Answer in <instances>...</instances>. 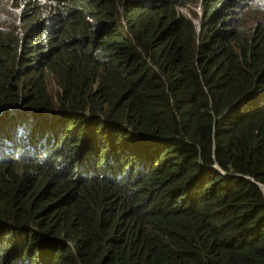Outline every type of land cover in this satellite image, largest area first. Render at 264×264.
<instances>
[{
    "label": "trees",
    "instance_id": "obj_1",
    "mask_svg": "<svg viewBox=\"0 0 264 264\" xmlns=\"http://www.w3.org/2000/svg\"><path fill=\"white\" fill-rule=\"evenodd\" d=\"M0 264H264V0H0Z\"/></svg>",
    "mask_w": 264,
    "mask_h": 264
},
{
    "label": "clouds",
    "instance_id": "obj_2",
    "mask_svg": "<svg viewBox=\"0 0 264 264\" xmlns=\"http://www.w3.org/2000/svg\"><path fill=\"white\" fill-rule=\"evenodd\" d=\"M198 4V7H199V9H197L198 11H196V13H197V15H198V17H200L201 16V8H200V4L199 3H197ZM189 6H191V5H188V7H181V8H178V10H179V12H181L180 11V9H183V8H189ZM189 10V9H188ZM182 13V12H181ZM184 14V13H183ZM190 17V16H189ZM194 20V23L197 25V30H199V19L198 18H194L193 19Z\"/></svg>",
    "mask_w": 264,
    "mask_h": 264
},
{
    "label": "rangeland",
    "instance_id": "obj_3",
    "mask_svg": "<svg viewBox=\"0 0 264 264\" xmlns=\"http://www.w3.org/2000/svg\"><path fill=\"white\" fill-rule=\"evenodd\" d=\"M189 9H193L195 12L198 11L197 10L199 9L198 4L196 3V5L189 6ZM180 11L184 13L185 15L190 16V12L187 8L180 9ZM49 88H51V86Z\"/></svg>",
    "mask_w": 264,
    "mask_h": 264
},
{
    "label": "water",
    "instance_id": "obj_4",
    "mask_svg": "<svg viewBox=\"0 0 264 264\" xmlns=\"http://www.w3.org/2000/svg\"><path fill=\"white\" fill-rule=\"evenodd\" d=\"M252 180V179H251ZM261 188H263L262 186H260Z\"/></svg>",
    "mask_w": 264,
    "mask_h": 264
}]
</instances>
